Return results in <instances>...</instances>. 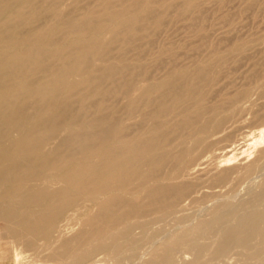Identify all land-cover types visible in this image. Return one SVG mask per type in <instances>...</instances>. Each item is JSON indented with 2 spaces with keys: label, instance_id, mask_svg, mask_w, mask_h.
I'll use <instances>...</instances> for the list:
<instances>
[{
  "label": "bare ground",
  "instance_id": "obj_1",
  "mask_svg": "<svg viewBox=\"0 0 264 264\" xmlns=\"http://www.w3.org/2000/svg\"><path fill=\"white\" fill-rule=\"evenodd\" d=\"M224 1L0 0L3 236L48 264H264V177L232 192L264 150L234 166L213 150L250 82L264 95V51L249 83L217 87L260 39L209 38L208 4ZM180 19L198 41H160Z\"/></svg>",
  "mask_w": 264,
  "mask_h": 264
},
{
  "label": "rangeland",
  "instance_id": "obj_2",
  "mask_svg": "<svg viewBox=\"0 0 264 264\" xmlns=\"http://www.w3.org/2000/svg\"><path fill=\"white\" fill-rule=\"evenodd\" d=\"M245 3H246L245 0H227L224 1L223 4H219L217 2L210 3L208 4L207 7L208 19L206 22V32L212 41L215 42L222 41L221 42L222 46H225L227 42L235 38H252V37L260 38L255 44L247 47L245 51V55H241L237 63L232 64L234 65L235 68L233 69L231 76L223 77L220 79L219 83L217 84V87L221 89L220 92L223 93L224 95L232 94L237 87L250 82V80L246 77V75L252 69V67H254V62L258 59L260 61L261 51H264V40H261V37H264V0L262 2L261 0H259L258 3H256L257 5L255 4L253 6V8L256 6L254 10H251L252 6L246 8ZM249 10H251V12H248ZM246 12L248 13V15ZM226 13L231 15L232 22L227 23L222 21L221 17L223 14ZM234 24L237 25L239 24L238 26L235 25L238 28H235ZM168 28L169 29L167 31H164L160 35L159 38L160 41H164L168 39L178 41L181 39H185L188 42H196L199 39L196 34H191L189 31H187L186 20L184 19H180L172 23V25H170V27ZM220 36L222 38H220ZM253 82L254 81L250 82L251 91L249 95L245 98H242L239 101V104L242 106V110L239 111L237 114H235L234 117L231 118L225 124L226 127L224 130L212 136V138L217 139V142L216 144H214L213 147L214 152L218 156L217 159H225L228 157L232 158L231 160L228 159L226 162L224 161L225 163L224 166H234V165L244 164L245 162L252 159L253 157H255V155L261 153L264 150V142L258 143V141L256 140H259V137L258 139H254V137L256 138L258 136L257 130H259V128L261 127H264L263 125L264 120H259L258 118H256V113L260 109H262V106L264 105V95L260 93L259 88ZM248 135L249 136L253 135L254 137L253 136L248 137ZM235 142L237 143L239 142V144L236 143V145H234ZM253 143L254 144L258 143L259 145L258 144L253 145ZM224 145L227 146L224 147ZM234 146L235 149H233L232 151L227 150V148ZM247 153L248 154L251 153L249 154L251 156L248 155L249 156L248 158H246ZM223 156L226 157L224 158ZM263 163H264V159L261 160V164H262L261 170L264 171ZM260 171H257L255 173H259ZM262 172L259 173L260 176L258 177L256 176L257 174L255 175L256 177L255 176L252 177V175L255 174L252 173L250 177H252L253 179L248 178L233 186L232 188V192L234 191L233 195L234 196L236 195L237 199L246 197L248 194V190H247L248 186H250L252 183L253 184L258 183L264 177V172L263 173ZM237 189L239 190L235 193ZM205 190L210 192L209 190L211 189L205 188ZM234 196L233 198L236 197ZM215 197L216 195L214 196V198ZM214 198L206 201L204 200L198 203L187 204L186 207L183 209V211H181V213L187 215V218L180 225H188L189 223L196 221L197 218L206 215L209 207L212 206L214 202ZM210 200H213V202H211ZM76 227L77 224L74 225V228ZM0 229H1V223H0ZM2 236L3 234H1V230H0V241L3 240V243H0V245L2 246L3 244L5 246L3 247L4 255H0V264H38V263L48 264L49 263L47 260L41 262V260L39 259L40 256H36V254L32 250L23 249V246L21 244L19 245L17 243L19 247L16 246L15 245L16 242L10 240L11 238L9 236L5 234L3 237ZM6 238H9V240ZM8 244L11 247L7 246ZM14 245L16 248L18 247L20 250H22L19 259H16L14 257V253L16 251V249H14L15 248ZM183 255L184 257H182V260H180L181 262L179 261L178 264H185V262L191 258V254L189 252H183L182 256ZM142 256L145 257L147 256V254L144 253ZM229 259H231L230 261L232 262L234 261L235 258L233 257V255H231Z\"/></svg>",
  "mask_w": 264,
  "mask_h": 264
}]
</instances>
